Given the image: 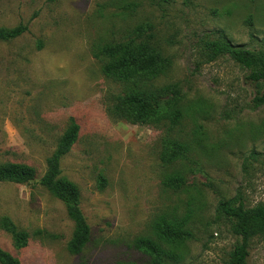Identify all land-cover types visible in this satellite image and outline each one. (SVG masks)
<instances>
[{
	"label": "rangeland",
	"instance_id": "obj_1",
	"mask_svg": "<svg viewBox=\"0 0 264 264\" xmlns=\"http://www.w3.org/2000/svg\"><path fill=\"white\" fill-rule=\"evenodd\" d=\"M19 25L28 31L0 43V166L30 165L37 180L0 183V247L21 264H152L136 240H157L161 217L190 214L193 236L168 264L226 263L241 239L220 203L264 205V106L253 103L264 84L228 56L210 62L205 42L264 56V0H0V29ZM139 26L150 28L137 41L152 35L171 66L139 85L108 77L96 48L135 39ZM174 85L181 94L163 96L161 110H181L179 125L133 120L125 97ZM73 119L80 138L60 167L91 230L80 255L68 251L75 224L65 205L40 185ZM169 141L187 152L165 163ZM175 176L179 189L169 186ZM5 218L28 234L26 248L15 247ZM249 252L248 264H264V236Z\"/></svg>",
	"mask_w": 264,
	"mask_h": 264
},
{
	"label": "trees",
	"instance_id": "obj_2",
	"mask_svg": "<svg viewBox=\"0 0 264 264\" xmlns=\"http://www.w3.org/2000/svg\"><path fill=\"white\" fill-rule=\"evenodd\" d=\"M149 26H139L136 34L140 35L128 42L105 44L98 46L94 56L104 61V73L108 77L119 79L125 83L139 85L158 79L172 64L169 58L163 57L161 51L151 44L149 35L145 41H137ZM28 31V27L19 25L8 30L0 29V43L20 38ZM39 48L42 44L39 43ZM205 49L209 61H215L222 56H228L249 71L247 79L254 84H264V56L253 50L235 46L227 40L206 41ZM168 94L179 96L178 85L162 89H145L127 96L124 103L132 109L133 120L143 123L153 119L163 118L172 125H179L183 119L181 110L174 106L161 110V98ZM253 103L256 107L264 106V93H258ZM81 127L75 119L60 139L54 154L47 160V171L40 179V185L46 188L55 198L66 207L68 217L74 222L75 230L68 243V251L73 255H80L90 241L91 230L81 209V192L78 186L62 177L61 161L72 150L80 138ZM187 152L186 146L178 141L168 142V152L163 157L165 163H172L180 159ZM37 180V170L27 164L8 163L0 166V183L29 184ZM102 187L106 179H102ZM184 184L182 176H175L169 180V186L179 189ZM219 211L227 218L235 221L234 234L240 237V243L232 251L229 260L224 264H248L250 257V243L257 236H264V205L247 208L244 203L232 206L221 202ZM190 214L181 219L161 217L154 223L153 231L157 240L139 238L135 249L151 258L152 264H168L170 261L179 262L181 256L174 250L182 249L192 233L187 229ZM2 228L9 233L17 249L28 246L29 236L20 231L10 220L3 219ZM43 234L41 231L37 235ZM0 264H21L12 254L0 247Z\"/></svg>",
	"mask_w": 264,
	"mask_h": 264
}]
</instances>
